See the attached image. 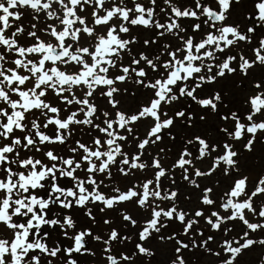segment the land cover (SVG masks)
I'll list each match as a JSON object with an SVG mask.
<instances>
[{
	"label": "snow or ice",
	"instance_id": "1",
	"mask_svg": "<svg viewBox=\"0 0 264 264\" xmlns=\"http://www.w3.org/2000/svg\"><path fill=\"white\" fill-rule=\"evenodd\" d=\"M238 9L0 0V264H240L264 248V174L241 168L264 149V0L248 26ZM223 82L251 87L247 111Z\"/></svg>",
	"mask_w": 264,
	"mask_h": 264
},
{
	"label": "rangeland",
	"instance_id": "2",
	"mask_svg": "<svg viewBox=\"0 0 264 264\" xmlns=\"http://www.w3.org/2000/svg\"><path fill=\"white\" fill-rule=\"evenodd\" d=\"M247 4L246 10L238 9L236 14L233 17V20L236 22H240L243 26H248L247 21L244 20V12L245 11H252L254 8V0H245ZM232 22V21H229ZM150 35V34H145ZM264 77V70L258 71L254 77H250L251 79H260ZM221 87H224L228 89L231 92L232 97V107L235 108H241L244 111H247L246 108L243 107L242 101L246 98L248 94H253V90L251 87H247L245 91L239 92L236 91V86L229 84L227 82H223V85H220ZM204 130V126H198L197 129L194 131L202 132ZM177 131H181L180 129H177ZM179 139V137H178ZM245 156H247V159H244L242 161V171L246 174H252L256 175L257 173L264 174V149L257 151L254 155L245 153ZM184 206V205H182ZM57 211H60L58 208ZM67 211V210H65ZM65 211L61 212V215L65 214ZM74 211V218L78 221V224L81 226H86L89 222L87 218L78 210L75 209ZM51 238L53 240L56 239H63V236L61 234H58L56 232H53L51 234ZM93 247H96V242H92ZM188 260L190 261V264H202L201 261L207 258V256L201 255L199 258H197L195 255H192L191 253H186ZM261 256H264V248H255L254 250H250L246 252L243 257L240 258V264H259ZM197 258V260H195ZM103 259V254H98L97 257H82L78 264H96V261ZM153 264H167L166 256L158 254L157 259L153 261Z\"/></svg>",
	"mask_w": 264,
	"mask_h": 264
},
{
	"label": "trees",
	"instance_id": "3",
	"mask_svg": "<svg viewBox=\"0 0 264 264\" xmlns=\"http://www.w3.org/2000/svg\"><path fill=\"white\" fill-rule=\"evenodd\" d=\"M223 85V83H222ZM197 260V258H195ZM202 264H212L211 258L207 257L204 260L201 261Z\"/></svg>",
	"mask_w": 264,
	"mask_h": 264
}]
</instances>
